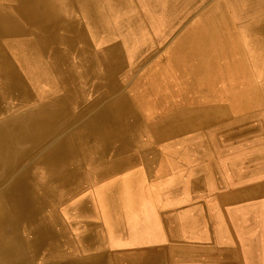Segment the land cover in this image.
Returning <instances> with one entry per match:
<instances>
[{
    "label": "bare ground",
    "instance_id": "6f19581e",
    "mask_svg": "<svg viewBox=\"0 0 264 264\" xmlns=\"http://www.w3.org/2000/svg\"><path fill=\"white\" fill-rule=\"evenodd\" d=\"M234 31L249 39L235 54ZM163 62L190 65L181 105L173 83L146 87ZM263 63L264 0H0V264H110L83 193L176 123L203 146L250 148L241 161L264 176Z\"/></svg>",
    "mask_w": 264,
    "mask_h": 264
},
{
    "label": "crops",
    "instance_id": "0c3cea01",
    "mask_svg": "<svg viewBox=\"0 0 264 264\" xmlns=\"http://www.w3.org/2000/svg\"><path fill=\"white\" fill-rule=\"evenodd\" d=\"M202 116L206 114H197L193 126L206 120ZM157 117L153 122L160 119ZM164 121L160 129L169 123L167 118ZM176 124L170 136L158 134L154 143L138 146L133 167L98 184L97 192L83 193H87L84 198L94 194V216L98 218L94 223L97 231L109 235L104 247L111 263L264 264V176L260 166L254 163L246 168L241 161L244 149H230L226 143L203 146L196 142L203 132L188 129L182 122Z\"/></svg>",
    "mask_w": 264,
    "mask_h": 264
},
{
    "label": "rangeland",
    "instance_id": "374dc122",
    "mask_svg": "<svg viewBox=\"0 0 264 264\" xmlns=\"http://www.w3.org/2000/svg\"><path fill=\"white\" fill-rule=\"evenodd\" d=\"M200 21V20H199ZM239 21H241V20H239ZM201 22V21H200ZM242 22V21H241ZM244 24V23H243ZM234 37L232 38V40L230 41L232 44L233 43H237L238 41L236 40V36H237V38L239 39V41H240V43H241V45L243 46V44H247L248 43V38L247 37H244V35H243V33L239 36L238 34H237V32L236 31H234ZM241 36H242V38H241ZM230 51H231V53H236L235 52V45L233 44L232 45V48L230 49ZM165 53V52H164ZM239 53H240V51H239ZM242 53H243V49H242ZM240 55H241V53H240ZM249 55H250V53H249ZM242 56V55H241ZM189 64L188 65H186L185 67H183V68H181V70L180 71H177V68L175 67V65L173 64V63H171V62H168V64H164V62L163 63H160V65H159V68H157V67H155V68H152V69H150V71L152 72V71H154V70H156V74L154 75V76H152L149 80H148V78L147 79H145V83H146V87L148 86V84H149V86H151V84L153 85V86H156V85H159L160 87H165L166 85H171L172 83H173V85H174V92H175V96H173V99H174V102L176 103V105H181L182 104V102L180 101V97H181V93L184 91V87L186 86V85H188V80L191 78L190 76H192V74L190 73V69H189ZM149 68V67H148ZM262 70H261V72H260V74H262L263 72H264V63L262 64V68H261ZM246 70H250V72L252 71H254L252 68H250V69H248L247 67H246ZM148 71L149 70H147L145 73L148 75ZM159 72V73H158ZM248 73V72H247ZM254 73V76L253 75H250V77H252V80H253V82H254V84L255 85H259L260 84V82L258 83V79H259V77H258V73L256 72V71H254L253 72ZM238 74V73H237ZM237 74L235 73H233V76H235L236 75V78L235 79H233L234 81L237 79ZM229 75L231 76V74L229 73ZM242 75H243V72H242ZM173 76H174V78H175V80L177 81H172L171 79L173 78ZM148 77V76H147ZM156 77L158 78V80L156 79ZM189 77V78H188ZM170 79V80H169ZM186 79V80H185ZM256 81V82H255ZM150 82V83H149ZM167 82V83H166ZM169 82V83H168ZM232 82V81H231ZM51 83V82H50ZM51 86V85H50ZM234 86H235V88H237V87H246V88H249V89H253V87H252V84H250V83H248L247 81H246V83L244 82V81H235L234 82ZM223 97V96H222ZM225 98V97H224ZM156 116H158V114L156 115ZM149 118H150V115H149ZM155 117H153L152 119H154ZM250 151V148H248V147H246L245 148V152H244V154H248V152ZM75 198V197H74ZM71 199V198H70ZM105 227H107V225H105Z\"/></svg>",
    "mask_w": 264,
    "mask_h": 264
}]
</instances>
